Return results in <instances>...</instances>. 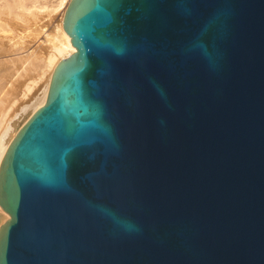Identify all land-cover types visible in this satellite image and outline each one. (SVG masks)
Instances as JSON below:
<instances>
[{
    "label": "water",
    "instance_id": "obj_1",
    "mask_svg": "<svg viewBox=\"0 0 264 264\" xmlns=\"http://www.w3.org/2000/svg\"><path fill=\"white\" fill-rule=\"evenodd\" d=\"M62 27L0 163V264H264V0H71Z\"/></svg>",
    "mask_w": 264,
    "mask_h": 264
},
{
    "label": "bare ground",
    "instance_id": "obj_2",
    "mask_svg": "<svg viewBox=\"0 0 264 264\" xmlns=\"http://www.w3.org/2000/svg\"><path fill=\"white\" fill-rule=\"evenodd\" d=\"M45 1L54 2L0 0V163L22 126L45 104L59 62L76 52L63 30L62 17L52 39L44 41L49 47L47 54H42L44 43L38 36L45 27L43 14L47 5L42 7ZM70 1L57 0V4L55 1L53 10H63L64 15ZM19 30L26 35L19 36ZM0 220H9L1 208Z\"/></svg>",
    "mask_w": 264,
    "mask_h": 264
},
{
    "label": "rangeland",
    "instance_id": "obj_3",
    "mask_svg": "<svg viewBox=\"0 0 264 264\" xmlns=\"http://www.w3.org/2000/svg\"><path fill=\"white\" fill-rule=\"evenodd\" d=\"M53 1L54 2L56 1V4H57V0H53ZM54 2L47 1V4H46V1H45L44 4L42 5V7H43L46 4L47 8H48V9L46 8L44 10L45 13L43 14V18L46 19V20H44V23H43V24H45L44 25L45 27H44L43 30H41V32H40V34L38 36V38L40 39L39 41L42 42V43H44V41H47L46 39H49V40L52 39V37L55 35V32L57 30L56 27L58 25H60L61 19L63 17V10L56 11L57 13L53 10L55 8L54 6L56 5ZM52 5H53L54 8L52 7ZM50 8L52 10H49ZM49 14H51V15H49ZM45 21H47V23ZM18 32H20V33H18V35L21 34V35H19L21 37L26 35V34H24V33H26L25 31H23L24 33H22L21 30H19ZM48 47H49L48 44H46V43L42 44L41 52H42L43 55L47 54Z\"/></svg>",
    "mask_w": 264,
    "mask_h": 264
}]
</instances>
